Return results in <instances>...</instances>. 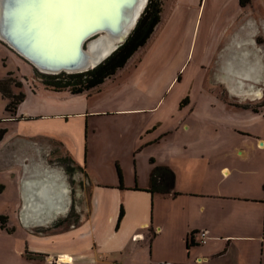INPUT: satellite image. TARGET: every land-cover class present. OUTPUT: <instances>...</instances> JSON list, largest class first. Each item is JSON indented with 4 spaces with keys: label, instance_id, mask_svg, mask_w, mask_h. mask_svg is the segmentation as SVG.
<instances>
[{
    "label": "rangeland",
    "instance_id": "obj_1",
    "mask_svg": "<svg viewBox=\"0 0 264 264\" xmlns=\"http://www.w3.org/2000/svg\"><path fill=\"white\" fill-rule=\"evenodd\" d=\"M159 5V22L126 67L106 78L98 90L74 98L65 92H47L46 87L53 88L44 85L42 73L0 40V78L12 73L13 92H24L14 120L6 110L8 99L0 93V130H4L0 157L13 145L9 135L16 132L17 124L34 126V122L24 121L37 119L39 114L86 112L88 125L87 130L85 124L82 128L80 166L85 167L95 183L116 187L115 196L109 197L112 198L109 208L106 202L100 203L106 215L116 214L114 228L123 208L121 191L148 182L155 166L165 165L168 160L176 162L182 150L189 156H198L199 149H211L217 145L215 135L232 131L226 130V125L237 132L243 130L264 136V0H248L243 6L239 0H160ZM251 66L254 73L244 71ZM15 82H20L21 87H15ZM57 102L63 107L52 106ZM51 137H34L27 141L29 149H13L5 154L8 158L14 157L16 165L0 168V225L4 226L0 228V264L3 261L4 264H26L22 255L25 256L29 231L24 222L26 225L30 222L33 227L51 219L48 214L46 219L36 220L29 212L22 214L20 209L15 210L22 193L37 204V210L42 208V215L46 209L51 213L48 212L52 210L50 205L59 191L51 182L62 181L69 190L67 216L47 224V231L75 226L88 204L90 187L75 165L71 148L65 140ZM241 138L251 141L247 135ZM25 177L41 185L24 192L21 181ZM211 183L218 188L222 186L214 180ZM234 186H239L238 179ZM37 190L43 194L39 196L35 193ZM211 199L217 205L224 201L216 196ZM217 205L209 209L215 210ZM208 206L207 203L203 223L209 219ZM161 210L168 217L172 214L168 205ZM203 232L216 234L213 227L203 228ZM32 239L36 242L35 237ZM166 241L164 233L145 250L140 247L141 243L134 242L127 258L117 253L124 264H157L155 259L168 251ZM37 242L41 246L49 243L43 244L44 238H37ZM218 244L215 240L211 246L215 248ZM84 251L90 254L91 248ZM199 254L203 256L202 251ZM91 256L100 264H108L106 261L110 259L107 256L103 261L101 251L95 254L93 250ZM226 257L237 261L234 256ZM191 260L193 264L202 262L196 261L194 254ZM79 264H93V259L84 258ZM211 264H217L215 258Z\"/></svg>",
    "mask_w": 264,
    "mask_h": 264
},
{
    "label": "crops",
    "instance_id": "obj_2",
    "mask_svg": "<svg viewBox=\"0 0 264 264\" xmlns=\"http://www.w3.org/2000/svg\"><path fill=\"white\" fill-rule=\"evenodd\" d=\"M132 58L133 56L129 60ZM105 81L94 89L75 94L65 89L53 90L46 87V90L47 92H58V94L65 92L69 98H74L98 90L105 84ZM52 106L63 107L58 102ZM14 113L10 116L12 120L16 118ZM84 113L86 112L59 111L39 114L37 119H27L24 122H34L36 125L17 124L16 132L9 135L13 145L7 153L5 151L1 153L4 156L0 157V168H7L16 164L14 157L8 158L5 154L13 149H29L27 143L29 139L34 137L52 139L51 136L63 139L71 148L75 165L84 174L86 183L90 187L88 204L79 222L67 229L55 227L57 230L51 231L46 230L47 224L57 221L58 218L66 217L70 210L68 207L69 190L62 181L51 182L53 186L56 184L59 191L50 205L53 211L50 210L48 212L51 213H47L46 209L42 215L40 212L42 208L37 210V204L22 193L23 198L21 197L18 201L15 210L20 209L22 214L29 212L28 215L31 218L36 216V220L38 217L46 219L48 214L51 216L50 221H40L33 227L30 222L28 226L24 222L29 234L22 261L26 264H79L80 260L91 257L93 264H100L91 256L94 250L95 254L101 251L103 261H105L104 258L110 256L109 261H106L108 264L113 261L124 264L123 259L131 255L130 248L134 242L141 243V246L135 245L145 250L148 245L152 247L155 240H159L166 233V243L169 248L164 256L155 259L157 264H193L191 260L193 254L196 261H202L204 257V262L194 261L195 264H211L212 258L216 259L217 264H264V136H257L243 130L237 132L231 126L226 125L225 129L232 131H224L215 135L213 138L217 145L214 144L211 149H199L198 156H189L188 152L182 150L177 154L176 162L168 160L165 164L174 173L171 193L148 191L152 168L148 182L136 185L135 188L126 187L124 191H121L119 197L123 202V214L114 228L116 214L115 216L108 213L106 215V212L101 211L100 203L106 202V207L109 208V201H112L109 197L115 196L116 187L109 188L104 182L95 183L96 181L84 170L85 167L80 166L83 149L82 128L85 124L87 130L88 125ZM6 130L8 131L7 128ZM238 133L244 137L247 135L251 141H244ZM6 136L7 134L4 137ZM87 144L86 140V146H84L86 149ZM190 160L192 163H189ZM22 166L24 171L25 167ZM236 179H238V187L234 186ZM212 180L222 183V186L218 188L211 183ZM39 185L41 182H33L28 177L21 181L24 192H30L31 188ZM18 186L20 187V184ZM109 190L113 192L109 193ZM35 193L39 196L43 194L42 190H37ZM213 196L224 201L217 205L211 199ZM207 203L209 204V219L203 223L206 219ZM166 204L172 209L169 217L161 210L167 206ZM211 205H217L216 209H209ZM211 227L216 230V234L208 233L207 235L205 233L204 241L201 242L200 234L195 235V233L203 231V228L211 230ZM190 233L194 234L192 238L189 236ZM34 237L36 242L32 239ZM188 237L191 241L189 245L187 244ZM37 238H44L43 244L46 241L49 243L41 246L42 243L37 242ZM215 240L219 244L212 248L211 245ZM85 248H91V253H85ZM117 251L123 256L122 261ZM201 251L203 256L199 254ZM226 256H234L237 261H229Z\"/></svg>",
    "mask_w": 264,
    "mask_h": 264
},
{
    "label": "water",
    "instance_id": "obj_3",
    "mask_svg": "<svg viewBox=\"0 0 264 264\" xmlns=\"http://www.w3.org/2000/svg\"><path fill=\"white\" fill-rule=\"evenodd\" d=\"M0 0V39L42 74L80 73L108 59L129 37L148 0ZM115 39L106 54L88 43Z\"/></svg>",
    "mask_w": 264,
    "mask_h": 264
},
{
    "label": "trees",
    "instance_id": "obj_4",
    "mask_svg": "<svg viewBox=\"0 0 264 264\" xmlns=\"http://www.w3.org/2000/svg\"><path fill=\"white\" fill-rule=\"evenodd\" d=\"M248 0H239L240 5H244ZM160 0H149L145 7L143 15L139 17L137 24L126 41L104 62L93 69L80 73H57V74H42L44 85L53 88L54 90H68L71 93H81L89 91L102 84L106 78L114 75L118 69L123 68L131 56L143 46L149 37L152 35L155 25L159 22ZM8 72L4 77L0 78V93L8 99L6 110L14 113L17 105L23 100L24 92L18 90L13 92L11 82L14 80ZM15 87H21L20 82H15ZM4 131V130H3ZM0 130V138L2 136ZM119 179L121 172L117 168ZM174 184V173L166 165L155 166L150 173V186L148 191L151 193L159 192L162 194L171 193ZM174 193V192H173ZM123 214V209L120 208L118 222ZM0 227L4 229L1 224ZM8 231V230H7ZM192 238L193 233H190ZM189 238V237H188ZM190 238L187 244H191ZM167 264V263H159Z\"/></svg>",
    "mask_w": 264,
    "mask_h": 264
},
{
    "label": "bare ground",
    "instance_id": "obj_5",
    "mask_svg": "<svg viewBox=\"0 0 264 264\" xmlns=\"http://www.w3.org/2000/svg\"><path fill=\"white\" fill-rule=\"evenodd\" d=\"M145 2V0H142L141 2V5H143ZM1 10V9H0ZM1 40V39H0ZM115 39H110L109 37L107 36H102V37H99L93 41H91L90 43H88V47L89 49H92V53L93 54H106L110 49L111 47L113 46V42H114ZM2 41V40H1ZM244 60V59H243ZM241 63V61H240ZM243 63V62H242ZM233 64V63H232ZM245 64V63H244ZM247 65V64H246ZM243 66V65H242ZM248 66V65H247ZM233 67V66H232ZM245 67V66H244ZM239 68V66H238ZM247 68V67H246ZM249 70V72L251 73H254L255 72V69L253 66H251L249 69H246L244 70L245 72H247Z\"/></svg>",
    "mask_w": 264,
    "mask_h": 264
},
{
    "label": "built area",
    "instance_id": "obj_6",
    "mask_svg": "<svg viewBox=\"0 0 264 264\" xmlns=\"http://www.w3.org/2000/svg\"><path fill=\"white\" fill-rule=\"evenodd\" d=\"M204 235H205V233L203 232V231H201L200 232V237H201V239H199L201 242H203L204 241ZM193 236H194V234H193ZM192 236V237H193ZM111 264H120V263H118L117 261H113ZM167 264H171V263H167Z\"/></svg>",
    "mask_w": 264,
    "mask_h": 264
},
{
    "label": "snow or ice",
    "instance_id": "obj_7",
    "mask_svg": "<svg viewBox=\"0 0 264 264\" xmlns=\"http://www.w3.org/2000/svg\"><path fill=\"white\" fill-rule=\"evenodd\" d=\"M43 2H45V3H55V2H59V0H43Z\"/></svg>",
    "mask_w": 264,
    "mask_h": 264
}]
</instances>
